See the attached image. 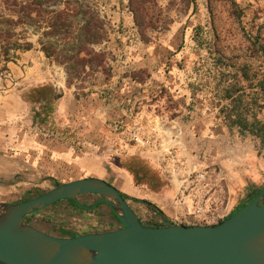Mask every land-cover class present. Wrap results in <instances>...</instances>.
<instances>
[{
	"label": "rangeland",
	"instance_id": "obj_1",
	"mask_svg": "<svg viewBox=\"0 0 264 264\" xmlns=\"http://www.w3.org/2000/svg\"><path fill=\"white\" fill-rule=\"evenodd\" d=\"M86 2L106 25L94 47L106 76L68 85L30 27L18 33L32 49L0 63V203L96 177L164 211L129 200L143 225H217L264 188L260 140L218 118L223 91L236 85L243 110L264 123V0H155L139 29L129 0ZM0 15H11L2 0ZM196 209L205 221L191 217ZM26 222L50 233L120 227L104 206L67 201Z\"/></svg>",
	"mask_w": 264,
	"mask_h": 264
},
{
	"label": "water",
	"instance_id": "obj_2",
	"mask_svg": "<svg viewBox=\"0 0 264 264\" xmlns=\"http://www.w3.org/2000/svg\"><path fill=\"white\" fill-rule=\"evenodd\" d=\"M99 198L119 228L76 236H51L25 217L81 195ZM264 189L213 226L143 225L121 192L85 177L19 203H0V264H264Z\"/></svg>",
	"mask_w": 264,
	"mask_h": 264
},
{
	"label": "trees",
	"instance_id": "obj_3",
	"mask_svg": "<svg viewBox=\"0 0 264 264\" xmlns=\"http://www.w3.org/2000/svg\"><path fill=\"white\" fill-rule=\"evenodd\" d=\"M86 1L2 0L4 9L11 12V15L8 18L0 15V63L6 65L15 60L19 52L32 49V44L24 41L22 35L18 33L23 28L30 27L34 28L37 35L39 34L38 44L44 57L63 67L68 85H71L73 80L78 78L84 80L90 75L103 74L106 76L109 71L106 60L103 54L94 49L96 45L106 41V25ZM154 1L129 0V9L138 29L144 26L146 11L150 9V5ZM68 44H71L69 48L66 47ZM4 70H7L6 67H4ZM234 86L236 85H227V88L223 91L220 101L228 103L221 108L218 118L225 124L229 132L232 131L233 127H237L239 133L247 131L257 137L260 140V148L264 149V123L257 118L256 113L247 115V112L243 110L244 107H242V96L234 94L236 92V90H233ZM260 88L264 90V83L261 84ZM59 98H61V95L57 96L56 100ZM250 100L253 103L255 97H251ZM121 195L127 201L144 204L156 215L162 217V212L149 201L134 199L123 193ZM253 199L254 196L245 204ZM63 201H67L73 207L82 210H89L96 204L103 205L115 216L105 204L101 203L99 198H96L93 205L89 207L81 205L77 199ZM169 225H173V223L163 218L161 223L146 226ZM61 233L63 236H73L66 231H61Z\"/></svg>",
	"mask_w": 264,
	"mask_h": 264
},
{
	"label": "flooded vegetation",
	"instance_id": "obj_4",
	"mask_svg": "<svg viewBox=\"0 0 264 264\" xmlns=\"http://www.w3.org/2000/svg\"><path fill=\"white\" fill-rule=\"evenodd\" d=\"M264 189V188H263ZM78 198V197H77ZM76 198V199H77ZM78 200V199H77ZM25 221H26V217H25ZM27 223V222H26ZM30 226H32L31 224H29ZM32 227H34V226H32ZM34 228H36V229H38V230H40L41 232H43V233H45V234H48V235H51V236H58V235H61V236H63V234L61 233V231H63V230H58V229H54L55 231H53L52 233H50V232H48V231H46V230H42V229H39V228H37V227H34ZM65 232V231H64ZM67 232V231H66ZM88 232H84V233H80V234H76V235H83V234H87ZM68 234L69 235H73V236H76L75 235V233H72V232H68Z\"/></svg>",
	"mask_w": 264,
	"mask_h": 264
},
{
	"label": "built area",
	"instance_id": "obj_5",
	"mask_svg": "<svg viewBox=\"0 0 264 264\" xmlns=\"http://www.w3.org/2000/svg\"><path fill=\"white\" fill-rule=\"evenodd\" d=\"M191 217L192 218H196L197 220H199L200 222H203V221H205L204 220V218H200V217H202V210L201 209H196L195 211H194V213L191 215ZM195 221V220H194ZM192 222V223H190V225H192V226H200V225H204V224H202V223H197V222Z\"/></svg>",
	"mask_w": 264,
	"mask_h": 264
},
{
	"label": "crops",
	"instance_id": "obj_6",
	"mask_svg": "<svg viewBox=\"0 0 264 264\" xmlns=\"http://www.w3.org/2000/svg\"><path fill=\"white\" fill-rule=\"evenodd\" d=\"M87 195V194H86ZM125 195V194H124ZM88 196H89V194H88ZM91 196V195H90ZM126 196H128V195H126ZM132 198V197H131ZM60 202H64V201H60ZM98 206H103V205H99L98 204ZM162 212H164V211H162ZM205 225H207V224H205ZM213 226V225H212ZM114 229H116V227H113V225L112 226H110V225H108V228L107 229H102V230H98V231H94V232H88V233H100V232H108V231H111V230H114ZM76 235V234H75Z\"/></svg>",
	"mask_w": 264,
	"mask_h": 264
}]
</instances>
